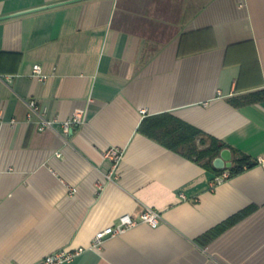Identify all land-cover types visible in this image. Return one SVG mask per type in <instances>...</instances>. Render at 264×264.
I'll list each match as a JSON object with an SVG mask.
<instances>
[{"label": "crops", "instance_id": "0c3cea01", "mask_svg": "<svg viewBox=\"0 0 264 264\" xmlns=\"http://www.w3.org/2000/svg\"><path fill=\"white\" fill-rule=\"evenodd\" d=\"M65 1L0 0V264L90 247L146 206L158 227L67 264H264V0ZM166 112L256 163L212 186L214 169L141 130Z\"/></svg>", "mask_w": 264, "mask_h": 264}, {"label": "built area", "instance_id": "2783aa9c", "mask_svg": "<svg viewBox=\"0 0 264 264\" xmlns=\"http://www.w3.org/2000/svg\"><path fill=\"white\" fill-rule=\"evenodd\" d=\"M35 75L40 79H47V75L43 73L42 67L40 64H36L34 67ZM30 111L29 117H32L33 114L37 113L40 115L39 126L41 130L46 128L53 127L54 124L58 121L57 119H52L47 117L46 110L36 101L30 100L28 102ZM84 122V112L78 110L74 115L64 121H61L65 131L70 132L75 126H79ZM124 155V151L119 147H112L106 152V156L112 159L113 166L110 173L107 175L110 180L118 179V167L119 163ZM258 162L264 165V157H260ZM231 176L230 170H225L221 174L216 175L212 181V186H215L217 183H220ZM164 217L161 211L155 209L151 206H146L138 217L126 213L120 217V220L115 225H110L100 231H98L93 239V242L90 247H76V248H64L54 251L37 261L34 264H67L74 261L78 256L83 254L89 249L98 250L103 244L110 238L119 236L129 229L146 223L152 227H158L163 221Z\"/></svg>", "mask_w": 264, "mask_h": 264}, {"label": "trees", "instance_id": "16d2710c", "mask_svg": "<svg viewBox=\"0 0 264 264\" xmlns=\"http://www.w3.org/2000/svg\"><path fill=\"white\" fill-rule=\"evenodd\" d=\"M264 96V91L260 93ZM141 130L147 135L160 141L172 150L178 151L187 157L203 163L208 168L214 169L221 174L226 169L216 168L214 159L218 157L227 144L213 136L204 139L207 148H200L197 144L202 130L184 121L170 112L148 116L144 119ZM256 161L245 154H240L235 164L230 168L231 174L244 170L245 166H253Z\"/></svg>", "mask_w": 264, "mask_h": 264}, {"label": "water", "instance_id": "95a60500", "mask_svg": "<svg viewBox=\"0 0 264 264\" xmlns=\"http://www.w3.org/2000/svg\"><path fill=\"white\" fill-rule=\"evenodd\" d=\"M77 0L65 1L67 3ZM214 165L219 169H227L233 166V154L230 148H224L221 154L214 159Z\"/></svg>", "mask_w": 264, "mask_h": 264}]
</instances>
